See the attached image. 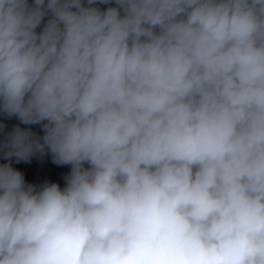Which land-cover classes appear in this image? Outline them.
Listing matches in <instances>:
<instances>
[{"label": "clouds", "instance_id": "1", "mask_svg": "<svg viewBox=\"0 0 264 264\" xmlns=\"http://www.w3.org/2000/svg\"><path fill=\"white\" fill-rule=\"evenodd\" d=\"M0 117V264H264V0H0Z\"/></svg>", "mask_w": 264, "mask_h": 264}, {"label": "water", "instance_id": "2", "mask_svg": "<svg viewBox=\"0 0 264 264\" xmlns=\"http://www.w3.org/2000/svg\"><path fill=\"white\" fill-rule=\"evenodd\" d=\"M3 117H0L2 120ZM9 128L17 121L15 119L10 121H5ZM23 126V125H22ZM33 130L37 131L39 134V126H33ZM14 167L19 168L25 173L26 181L29 183L42 185L44 182L57 183L61 188L65 185V177L70 172L69 166H57L51 162V156L48 155L44 157L43 163H38L35 159L31 163H20L15 164Z\"/></svg>", "mask_w": 264, "mask_h": 264}]
</instances>
